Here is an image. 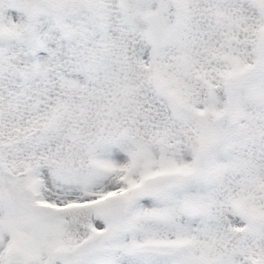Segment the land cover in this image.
Wrapping results in <instances>:
<instances>
[{
    "label": "snow or ice",
    "instance_id": "1",
    "mask_svg": "<svg viewBox=\"0 0 264 264\" xmlns=\"http://www.w3.org/2000/svg\"><path fill=\"white\" fill-rule=\"evenodd\" d=\"M0 264H264V0H0Z\"/></svg>",
    "mask_w": 264,
    "mask_h": 264
}]
</instances>
